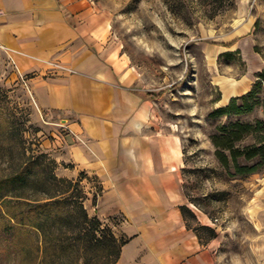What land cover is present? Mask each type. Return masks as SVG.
Here are the masks:
<instances>
[{
  "label": "rangeland",
  "instance_id": "obj_1",
  "mask_svg": "<svg viewBox=\"0 0 264 264\" xmlns=\"http://www.w3.org/2000/svg\"><path fill=\"white\" fill-rule=\"evenodd\" d=\"M95 1L110 17L111 39L121 63L136 77L134 87L161 93L153 117L160 132L182 141L180 183L190 209L188 227L202 241L215 244L221 264H264V169L247 176L230 173L211 139L222 125L264 121V83L250 100L257 102L252 110L211 115L232 98H225L218 80H241L249 91L264 73V0ZM22 76L1 52L0 177L26 171L25 189L34 197L47 187L54 190L43 181L51 174L79 181L86 210L98 216L97 180L85 171L67 176L64 172L72 173L67 168L73 164L58 158L62 147L54 144V132L64 130L52 122L65 117L45 116ZM100 219L122 238L120 217ZM105 253L91 248L73 260L67 249L63 259L66 264H109L114 256L104 261Z\"/></svg>",
  "mask_w": 264,
  "mask_h": 264
},
{
  "label": "crops",
  "instance_id": "obj_2",
  "mask_svg": "<svg viewBox=\"0 0 264 264\" xmlns=\"http://www.w3.org/2000/svg\"><path fill=\"white\" fill-rule=\"evenodd\" d=\"M0 12V53L45 116L65 117L52 122L64 130L54 132L58 158L73 164L64 174L92 175L101 186L98 216L121 218L127 242L116 264H221L215 244L184 218L182 141L153 118L161 93L134 87L106 11L95 0H0Z\"/></svg>",
  "mask_w": 264,
  "mask_h": 264
},
{
  "label": "trees",
  "instance_id": "obj_3",
  "mask_svg": "<svg viewBox=\"0 0 264 264\" xmlns=\"http://www.w3.org/2000/svg\"><path fill=\"white\" fill-rule=\"evenodd\" d=\"M258 76L251 90L233 96L227 105L215 109L211 115H237L252 110L257 102L250 100L264 83V73ZM247 137L255 139L243 143ZM211 139L216 156L230 173L247 176L264 169V121L222 125ZM27 178L24 170L0 177V264H66L65 250L70 249L76 260V256L91 248H103L106 253L101 254V258L104 261L114 256L109 264L118 262L127 239L116 237L97 215H89L79 181L51 174L43 181L54 190L47 187L41 197H34L25 189ZM60 184L66 188H60ZM100 190L98 185L95 201ZM181 209L188 220L189 207L182 205Z\"/></svg>",
  "mask_w": 264,
  "mask_h": 264
},
{
  "label": "bare ground",
  "instance_id": "obj_4",
  "mask_svg": "<svg viewBox=\"0 0 264 264\" xmlns=\"http://www.w3.org/2000/svg\"><path fill=\"white\" fill-rule=\"evenodd\" d=\"M219 85H221L225 98L229 99L230 96H236L238 95V91H239V86L241 81H237V80H233V79H228L226 81L223 80H218ZM217 82V83H218ZM242 89L244 90V92L247 91L246 87H242Z\"/></svg>",
  "mask_w": 264,
  "mask_h": 264
},
{
  "label": "built area",
  "instance_id": "obj_5",
  "mask_svg": "<svg viewBox=\"0 0 264 264\" xmlns=\"http://www.w3.org/2000/svg\"><path fill=\"white\" fill-rule=\"evenodd\" d=\"M1 12H0V16H1ZM0 49L1 50H6V47L0 42ZM54 68L56 69H62V70H66V71H69V72H74V69L66 66V65H63L62 63L60 62H57V61H54V62H50ZM23 80L25 81L26 83V79L22 76Z\"/></svg>",
  "mask_w": 264,
  "mask_h": 264
}]
</instances>
